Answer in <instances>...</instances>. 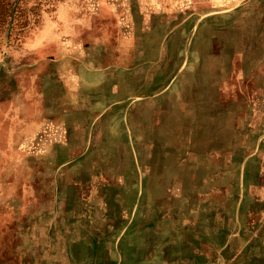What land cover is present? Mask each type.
<instances>
[{"label": "rangeland", "instance_id": "obj_1", "mask_svg": "<svg viewBox=\"0 0 264 264\" xmlns=\"http://www.w3.org/2000/svg\"><path fill=\"white\" fill-rule=\"evenodd\" d=\"M23 3L0 264H131L125 225L137 264H264V0Z\"/></svg>", "mask_w": 264, "mask_h": 264}, {"label": "trees", "instance_id": "obj_2", "mask_svg": "<svg viewBox=\"0 0 264 264\" xmlns=\"http://www.w3.org/2000/svg\"><path fill=\"white\" fill-rule=\"evenodd\" d=\"M25 11L23 0H0V44L9 29L28 26L29 22L23 20Z\"/></svg>", "mask_w": 264, "mask_h": 264}, {"label": "crops", "instance_id": "obj_3", "mask_svg": "<svg viewBox=\"0 0 264 264\" xmlns=\"http://www.w3.org/2000/svg\"><path fill=\"white\" fill-rule=\"evenodd\" d=\"M53 222H56V218H54ZM134 225H135V227H137V222H135ZM126 228H127L126 225L121 228L122 237L125 239L124 244H122L121 240H119V237L121 236V234H120V236L114 241V243L112 245V248L114 249L113 253L117 252V254H122V252H123V254H125V256L129 257L131 264H137V229L135 230V228H130L129 232L133 237H131L130 234H129L130 235V237H129V235L125 234L127 231ZM77 229H79V228L77 227ZM90 236L91 235H89V236L87 235V237H90ZM86 240H85V242H82L81 244H74V242H72L71 245H76V246L81 245V246L86 247L87 249H89L91 247L90 252H92L93 245L91 243H89L90 241L88 242L89 239L87 241ZM117 261L118 262H116V263H114V262H112V263H114V264H121L122 263V262H119L121 260H117ZM98 264H101V263H98Z\"/></svg>", "mask_w": 264, "mask_h": 264}]
</instances>
